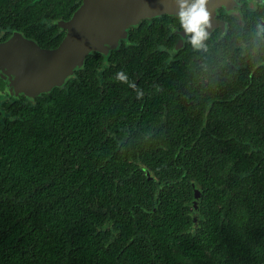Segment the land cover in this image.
<instances>
[{"label": "trees", "instance_id": "16d2710c", "mask_svg": "<svg viewBox=\"0 0 264 264\" xmlns=\"http://www.w3.org/2000/svg\"><path fill=\"white\" fill-rule=\"evenodd\" d=\"M166 24L5 104L0 264H264V69L234 79Z\"/></svg>", "mask_w": 264, "mask_h": 264}, {"label": "water", "instance_id": "95a60500", "mask_svg": "<svg viewBox=\"0 0 264 264\" xmlns=\"http://www.w3.org/2000/svg\"><path fill=\"white\" fill-rule=\"evenodd\" d=\"M236 0H205L208 19L221 6ZM195 0H82L81 6L62 24L66 35L55 49H42L14 36L0 42V85L11 96L29 99L63 86L79 69L89 52L113 49L141 19L186 11ZM200 194L194 192L193 207Z\"/></svg>", "mask_w": 264, "mask_h": 264}, {"label": "flooded vegetation", "instance_id": "af4514ba", "mask_svg": "<svg viewBox=\"0 0 264 264\" xmlns=\"http://www.w3.org/2000/svg\"><path fill=\"white\" fill-rule=\"evenodd\" d=\"M4 1L0 6L14 4L15 8L19 9L13 10L12 15L7 17H4V11L1 10L0 42L5 43L14 36L20 35L42 49H55L60 44L67 32L62 24L69 21L82 4V0ZM31 10L32 12L28 13ZM155 19L167 22V29L176 36L174 48L178 52L184 53L187 50L189 54L194 55L197 49L207 43L209 45L216 43L215 46L220 48L226 47L227 56L224 58V67L225 71L231 70L234 79L250 78L254 73L264 69V0H236L227 7H218L216 13L205 25V36L201 39L199 46L192 43L193 33L187 32L184 28L181 13L161 14L141 19L134 27L128 28L126 35L108 52H89L85 58L91 53L99 54L102 56L101 69L108 67L111 52L117 50L122 44H128L129 31L142 21L151 23ZM57 39H59L57 44H53ZM195 63L196 60L193 58L188 67L191 66V70L197 73L198 67ZM206 81L207 79L202 77L198 84L204 85ZM4 91V86L0 85L1 114L5 113V104H11L13 100L24 97L9 96Z\"/></svg>", "mask_w": 264, "mask_h": 264}, {"label": "clouds", "instance_id": "9594fccd", "mask_svg": "<svg viewBox=\"0 0 264 264\" xmlns=\"http://www.w3.org/2000/svg\"><path fill=\"white\" fill-rule=\"evenodd\" d=\"M181 20L186 31L193 33L191 36L192 43L199 46L201 39L205 36V25L208 24L205 0H195V3L181 13Z\"/></svg>", "mask_w": 264, "mask_h": 264}, {"label": "rangeland", "instance_id": "374dc122", "mask_svg": "<svg viewBox=\"0 0 264 264\" xmlns=\"http://www.w3.org/2000/svg\"><path fill=\"white\" fill-rule=\"evenodd\" d=\"M7 95H9V93L5 92ZM11 96V95H9ZM22 96V95H21ZM13 97H18V96H13ZM25 97V96H24ZM26 98V97H25ZM29 99V98H28ZM29 100H32V99H29Z\"/></svg>", "mask_w": 264, "mask_h": 264}]
</instances>
